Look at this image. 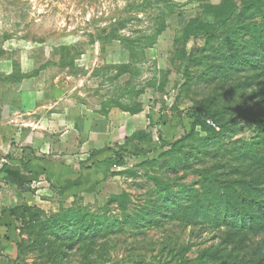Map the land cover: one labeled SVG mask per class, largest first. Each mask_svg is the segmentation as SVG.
<instances>
[{
  "label": "rangeland",
  "instance_id": "rangeland-1",
  "mask_svg": "<svg viewBox=\"0 0 264 264\" xmlns=\"http://www.w3.org/2000/svg\"><path fill=\"white\" fill-rule=\"evenodd\" d=\"M221 1L0 0V46L14 48L15 58L19 49L28 51L33 73L41 72L48 84L56 81L64 97L73 98V113L86 120L78 151L61 157L72 172L68 182L53 183L44 172L17 186L0 181V264H145L184 246L190 256L212 253L211 264H263L264 230L217 228L204 214L194 225L172 219L136 229L122 223L120 230L80 243L69 239L72 233L60 234L69 222L67 231L74 230L78 209L121 217L122 205L112 197L123 193L129 196L121 201L126 213L140 220L135 214L145 190L139 188L174 149L183 170L171 184L215 182L217 198L225 189L237 196L247 182L264 180L253 154L261 149L259 129L246 118L264 115V72H232L198 87L184 75L191 69L183 53L202 41L182 37L181 30L191 19L214 22L210 8ZM126 38L136 40L129 49L119 41ZM201 102L233 127L222 132L208 120L218 136L196 145L188 134ZM62 211L70 214L65 225L44 226Z\"/></svg>",
  "mask_w": 264,
  "mask_h": 264
},
{
  "label": "trees",
  "instance_id": "trees-1",
  "mask_svg": "<svg viewBox=\"0 0 264 264\" xmlns=\"http://www.w3.org/2000/svg\"><path fill=\"white\" fill-rule=\"evenodd\" d=\"M210 11L214 22H200L191 19L181 30L182 37H192L202 41V44L196 45L188 56L183 53L191 69L184 71L187 82L198 87L201 83L210 84L212 81L226 80L232 72L240 73L249 70L253 76L263 74L264 0H222L218 5L211 7ZM110 37L105 36V38ZM119 41L127 43L129 49L136 40L126 38L119 39ZM241 117L237 115L234 118L240 120ZM246 118L251 119L259 129L258 141L261 149L253 154L257 158L256 164L264 168V115L258 118L247 115ZM211 119L216 126L223 129L222 132L233 127L211 110L208 104L201 102L198 114L192 122L193 128L188 134V138L196 145L218 136L219 132L207 122ZM196 126L205 133V136H200L195 130ZM182 145L184 146V143ZM177 152L178 150L174 149L164 153L162 162L157 163V168L152 170L151 174H147V182L140 188L138 187L145 190L139 202V206L143 208L135 214L141 217L140 220L126 213L125 204L121 201L129 200V196L123 193L112 197L122 205L120 210L122 218L78 209L72 213L76 217L73 231H67V227L72 225L71 222L62 226L65 225L64 219L68 218L67 214L70 215L63 211L48 219L44 226L61 225L60 234L68 237L72 233L69 239L79 243L90 236L93 239L98 238L115 228L120 230L123 224L134 225L136 229H139L143 226H158L165 220L177 219L183 221L185 225H194L203 214L204 218L217 228L224 226L228 229L251 232L264 230V180L247 182V185L243 186V191L237 193V196H230L229 191L225 189L224 193L217 198L213 194V189L217 188V185L214 186L215 182L207 186V180L197 179L192 184L191 182L171 184L170 181L176 179L177 172L183 170V167L177 166L178 159L173 158ZM173 187L177 188L176 191ZM149 203L153 206L151 210L145 209L146 204ZM164 208L170 209L169 212L163 210ZM26 209L31 210L29 207ZM15 213V209L10 210L11 215L15 216ZM31 220L36 221V224L39 223L38 214L31 212ZM259 251L254 255H258ZM167 252L169 257L166 260L159 258L155 263L145 264H206L208 262L211 264L212 253L209 252L190 256L185 246L177 249L169 248ZM260 258L264 264V254ZM229 263L235 264L231 261ZM215 264L225 263L217 261Z\"/></svg>",
  "mask_w": 264,
  "mask_h": 264
},
{
  "label": "crops",
  "instance_id": "crops-1",
  "mask_svg": "<svg viewBox=\"0 0 264 264\" xmlns=\"http://www.w3.org/2000/svg\"><path fill=\"white\" fill-rule=\"evenodd\" d=\"M13 49L0 46V181L17 186L44 172L53 183L68 182L72 172L61 157L78 151L86 120L73 113V98L56 81L33 73L28 51L19 49L15 58Z\"/></svg>",
  "mask_w": 264,
  "mask_h": 264
}]
</instances>
